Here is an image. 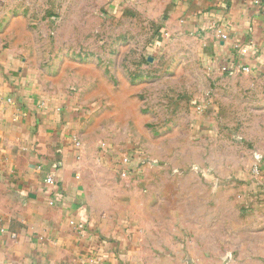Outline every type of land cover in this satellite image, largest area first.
Returning <instances> with one entry per match:
<instances>
[{
	"label": "crops",
	"instance_id": "1",
	"mask_svg": "<svg viewBox=\"0 0 264 264\" xmlns=\"http://www.w3.org/2000/svg\"><path fill=\"white\" fill-rule=\"evenodd\" d=\"M156 2L168 33L197 42L206 67L232 74L248 66L247 74H264V0ZM17 4L0 2V264H264L259 175L241 176L240 193L219 192L235 205L239 196L258 195L246 221L239 222L236 206V218L226 226L132 224L126 212L99 203L106 181L96 174L100 164L128 178L144 161L129 146H111L110 138L100 148L111 124L102 121L107 106L94 113L84 107L92 100L113 102L125 117L130 95L111 90L96 60H76L79 50L59 53L30 44L28 19L12 15ZM229 65L236 69L220 70ZM49 174L53 185L44 182ZM77 221L84 229L72 226Z\"/></svg>",
	"mask_w": 264,
	"mask_h": 264
},
{
	"label": "rangeland",
	"instance_id": "2",
	"mask_svg": "<svg viewBox=\"0 0 264 264\" xmlns=\"http://www.w3.org/2000/svg\"><path fill=\"white\" fill-rule=\"evenodd\" d=\"M14 1L12 15L29 21L30 44L79 50L76 60H96L111 90L130 95L125 117L113 102L92 100L84 107L94 113L107 106L102 121L111 124L100 148L110 138L111 146H129L144 161L128 178L100 164L96 174L106 180L100 204L126 212L132 224L164 229L215 221L226 226L236 206L240 223L249 218L256 192L247 200L239 196L236 205L219 192L240 193L241 176L255 175L251 163L258 153L257 181L264 177V74H218L206 67L197 42L168 33L156 0Z\"/></svg>",
	"mask_w": 264,
	"mask_h": 264
},
{
	"label": "built area",
	"instance_id": "3",
	"mask_svg": "<svg viewBox=\"0 0 264 264\" xmlns=\"http://www.w3.org/2000/svg\"><path fill=\"white\" fill-rule=\"evenodd\" d=\"M1 1H2V0H0V2H1ZM219 36H220L222 39L226 38V35H225V33H223V32H220ZM235 69H236V67H234L233 65L222 66V67L220 68V70H221L222 72H227V71H229V72H233ZM239 69H240V71L243 72V73H249V71H250V69H249L248 66H241ZM76 144L78 145L79 143L76 142ZM255 158H256V163L254 164V166H253V168H252L251 171H252L255 175H257V174H258V171H259V169H260V164H259L258 162H259V160L261 159V155H260V154H256V155H255ZM44 182H45L46 184H48V185H53V184H55L54 176H53V175H50V174L47 175V176L44 178ZM72 226H73L75 229H77V230H82V229H84V227H85L83 221L72 222Z\"/></svg>",
	"mask_w": 264,
	"mask_h": 264
},
{
	"label": "water",
	"instance_id": "4",
	"mask_svg": "<svg viewBox=\"0 0 264 264\" xmlns=\"http://www.w3.org/2000/svg\"><path fill=\"white\" fill-rule=\"evenodd\" d=\"M150 59H151V58H150ZM150 59H149V60H150Z\"/></svg>",
	"mask_w": 264,
	"mask_h": 264
}]
</instances>
